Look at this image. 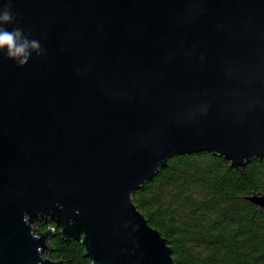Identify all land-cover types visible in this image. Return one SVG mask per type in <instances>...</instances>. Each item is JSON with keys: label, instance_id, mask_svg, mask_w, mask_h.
Masks as SVG:
<instances>
[{"label": "water", "instance_id": "water-1", "mask_svg": "<svg viewBox=\"0 0 264 264\" xmlns=\"http://www.w3.org/2000/svg\"><path fill=\"white\" fill-rule=\"evenodd\" d=\"M10 2L41 54L0 50V264H61L43 219L91 264H173L132 195L176 155L264 158V0Z\"/></svg>", "mask_w": 264, "mask_h": 264}, {"label": "trees", "instance_id": "trees-1", "mask_svg": "<svg viewBox=\"0 0 264 264\" xmlns=\"http://www.w3.org/2000/svg\"><path fill=\"white\" fill-rule=\"evenodd\" d=\"M264 158L233 167L210 152L176 155L132 199L173 251V264H264ZM55 229L46 255L61 264H91L85 247Z\"/></svg>", "mask_w": 264, "mask_h": 264}, {"label": "clouds", "instance_id": "clouds-1", "mask_svg": "<svg viewBox=\"0 0 264 264\" xmlns=\"http://www.w3.org/2000/svg\"><path fill=\"white\" fill-rule=\"evenodd\" d=\"M15 16L11 12V2L0 11V50L7 49V55L11 59H15L19 65L27 64L30 56L29 48L37 50V54L41 48L37 40L27 39L23 30L19 27L7 30L3 25L14 22Z\"/></svg>", "mask_w": 264, "mask_h": 264}]
</instances>
